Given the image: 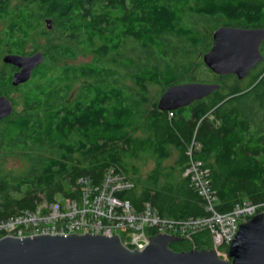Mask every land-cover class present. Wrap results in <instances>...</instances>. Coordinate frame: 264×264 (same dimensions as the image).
<instances>
[{"label": "trees", "instance_id": "obj_1", "mask_svg": "<svg viewBox=\"0 0 264 264\" xmlns=\"http://www.w3.org/2000/svg\"><path fill=\"white\" fill-rule=\"evenodd\" d=\"M10 2L0 0L7 20L0 57L5 47L22 54L31 42L44 59L19 89L0 63V93L15 91L21 102L0 121V221L55 197L72 199L79 179L98 186L111 168L133 181L115 195L133 210L148 203L169 220L209 217L184 176L189 151L209 172L216 212L264 203V42L262 62L243 80L216 76L197 58L218 27L264 29V0H20L8 11ZM78 58L89 61L75 64ZM204 79L220 87L185 108L165 112L149 103V84L165 91ZM15 156L28 165L21 174L4 169ZM147 157L157 167L139 181L127 161ZM211 244L205 229L167 247Z\"/></svg>", "mask_w": 264, "mask_h": 264}, {"label": "water", "instance_id": "obj_2", "mask_svg": "<svg viewBox=\"0 0 264 264\" xmlns=\"http://www.w3.org/2000/svg\"><path fill=\"white\" fill-rule=\"evenodd\" d=\"M51 20H45L51 29ZM211 47L202 54L204 64L216 76L247 77L261 63L259 49L264 42L263 28L221 26L211 34ZM41 51L31 56H5L3 62L18 70L12 85L29 81L33 70L42 64ZM219 84L189 82L165 89L157 105L159 111H174L209 96ZM8 98L0 96V120L12 114ZM229 244L228 260L218 258L214 249L174 252L167 246L182 238L158 234L151 237L142 251L125 247L117 236L62 235L0 239V264H264V215L257 214L238 227Z\"/></svg>", "mask_w": 264, "mask_h": 264}, {"label": "built area", "instance_id": "obj_3", "mask_svg": "<svg viewBox=\"0 0 264 264\" xmlns=\"http://www.w3.org/2000/svg\"><path fill=\"white\" fill-rule=\"evenodd\" d=\"M190 154L189 151L187 154L189 162L184 176L190 178L189 181L194 186L196 194L202 199V207L209 214V217L196 220L189 218L183 221L169 220L158 216L150 209L148 203H143L141 210L135 211L129 201L121 200L115 196L117 193L133 189L134 184L127 177L111 168L106 171L98 186L91 185L87 178H81L77 181L78 193L76 196L72 199L63 200L66 205L81 203L80 207L75 208L74 213L67 214L60 208L58 201L52 205L40 204L35 211H23L5 221H0V239L46 235L53 237L80 236L84 234L105 237L117 236L122 239L123 244L128 249L142 251L149 244L151 237L158 234L190 240L193 232L207 229L212 237V249L215 250L218 258L228 260V247L234 240L239 225L257 214L264 215V203L258 205L244 203L242 206H236L232 212L227 214L216 212L214 206L216 198L208 181L209 172L202 168L201 162L193 160ZM87 186L88 192L85 191ZM83 190L85 191L84 194ZM43 206H46L49 211L38 214ZM27 216H32L34 219L38 217L39 223L32 229L23 230V227H19L17 223L18 220H23ZM70 220L73 223L72 226L65 227V224L67 226L70 224ZM7 224L13 228L1 230V226ZM174 224L181 225V228H177ZM126 235L131 237L128 243L124 242ZM224 246L226 249L223 248Z\"/></svg>", "mask_w": 264, "mask_h": 264}, {"label": "rangeland", "instance_id": "obj_4", "mask_svg": "<svg viewBox=\"0 0 264 264\" xmlns=\"http://www.w3.org/2000/svg\"><path fill=\"white\" fill-rule=\"evenodd\" d=\"M19 4V0H13L12 2V7L13 5H18ZM5 26V22L1 21L0 22V32L4 29L3 27ZM30 44V43H28ZM26 44V51H30L33 49V47H35L36 45L35 44H30L28 45ZM37 47V46H36ZM202 54L203 52L200 54H198L197 58L200 59L202 61ZM85 61H89V59H83V58H78L76 61H74L75 64H80V63H84ZM204 83H213L212 81H210L209 79H204L203 81V84ZM127 85L129 87L132 88V85L130 83H127ZM147 95H148V98H149V103H154L156 102V104L158 103L161 95L163 94L164 92V89H162L161 87L157 86V85H152L149 84L147 85ZM12 97H15V100H17V107L15 110H19L21 109V102L18 100V97L17 95H13ZM173 161V158L171 159H168V160H165L163 162H161L160 166L161 167H168ZM129 163V166H132L136 171L135 174H137V178L139 179V181H143L144 179L147 178L148 174L152 171V169H155V167H157V164L156 162L147 157V158H143V159H139V160H134V159H130L127 161ZM5 163L4 164V169L6 170V172H16V173H23L26 169H27V163L24 162V160H21L20 158L18 157H6L5 161L3 162ZM132 171V170H131ZM134 177L135 179V175H131ZM130 177V175H129ZM131 178V177H130ZM133 181H131L132 183ZM133 184V183H132ZM140 185V184H139ZM85 191L88 192L89 191V188L88 186L85 188ZM85 191L83 190V194L85 193ZM76 196V195H75ZM55 200H57L59 202V206L62 210H64L67 214H72L74 213L73 211L75 210V208L77 207H80L81 206V203L79 204H73V205H66L64 203V201L61 199V198H58V197H55L54 198ZM78 202H81V200H78ZM53 209V208H52ZM49 211L48 208H46V206H43L40 211H38V214L39 213H43V212H47ZM125 213L127 215H129V213L127 211H125ZM84 220V219H83ZM19 222L17 223L18 226H22L23 230H29V229H32L35 227V225L37 223H39V219L38 217H36L35 219L32 217V216H27L25 219L23 220H18ZM50 223V222H49ZM70 224H65V227H69V226H72V222L70 220L69 222ZM177 226V228H181V225L179 224H174ZM1 230H5V228L7 229H12L13 227L10 225V224H7V225H4V226H1ZM130 236L129 235H126V237L124 238V242L125 243H128L130 241Z\"/></svg>", "mask_w": 264, "mask_h": 264}, {"label": "flooded vegetation", "instance_id": "obj_5", "mask_svg": "<svg viewBox=\"0 0 264 264\" xmlns=\"http://www.w3.org/2000/svg\"><path fill=\"white\" fill-rule=\"evenodd\" d=\"M18 1V0H17ZM12 2H13V0H11V2H10V5H8L9 7V9H8V11H12L15 7H17V6H19L20 4H21V2H20V0H19V4L18 5H13V7L11 6L12 5ZM1 21H3V22H5V26L3 27L4 29L1 31V32H3L4 30H5V27H6V23H7V20H5V19H3V20H0V22ZM44 27H46L45 26V22H44ZM1 32H0V35H1ZM32 39H36V34H35V32L34 31H32V33H31V40ZM30 44H32L31 42H30ZM30 44H28V45H30ZM36 52H38V49H37V47L35 46V47H33V49L32 50H30V51H26V49H24L23 51H22V54L21 53H12V52H10V51H8L7 50V47H5L4 48V52L1 54V57H0V63L2 64V65H4V66H6L7 67V69L9 68L10 70V74H9V76H10V85H11V87L13 88V89H19L20 88V86H22L23 84H21V85H18V86H13L11 83H12V77H13V75L17 72V68L15 67V66H13V65H10V64H6V63H4L3 62V59L2 58H4L5 56H8V55H13V56H20V57H25V56H31L32 54H34V53H36ZM7 76H8V74H7ZM30 80V79H29ZM13 95H17V92H15V91H13L12 93H10V94H5V93H0V96H4L5 98H8L9 100H10V102H11V104H12V113L14 112V109H16V107H15V103H14V99H15V97H12ZM3 120V119H2ZM2 120H0V121H2Z\"/></svg>", "mask_w": 264, "mask_h": 264}, {"label": "crops", "instance_id": "obj_6", "mask_svg": "<svg viewBox=\"0 0 264 264\" xmlns=\"http://www.w3.org/2000/svg\"><path fill=\"white\" fill-rule=\"evenodd\" d=\"M173 158V160H174V157H172ZM173 162V161H172Z\"/></svg>", "mask_w": 264, "mask_h": 264}]
</instances>
